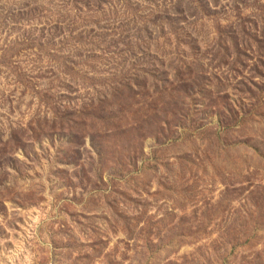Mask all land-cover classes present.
<instances>
[{
    "label": "rangeland",
    "instance_id": "obj_1",
    "mask_svg": "<svg viewBox=\"0 0 264 264\" xmlns=\"http://www.w3.org/2000/svg\"><path fill=\"white\" fill-rule=\"evenodd\" d=\"M0 264H264V0H0Z\"/></svg>",
    "mask_w": 264,
    "mask_h": 264
}]
</instances>
